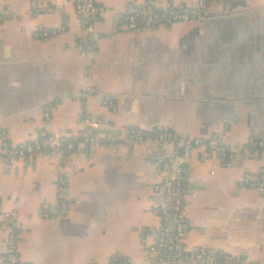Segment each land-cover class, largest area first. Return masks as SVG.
Instances as JSON below:
<instances>
[{"label":"crops","instance_id":"1","mask_svg":"<svg viewBox=\"0 0 264 264\" xmlns=\"http://www.w3.org/2000/svg\"><path fill=\"white\" fill-rule=\"evenodd\" d=\"M142 0H102V7L126 15ZM192 6L197 0H173ZM16 19L0 27V139L33 140L41 108L51 103L52 131L81 136V99L86 114L108 122L114 131L156 127L181 138L222 133V144L236 150L249 138L264 141V0H220L209 5L211 20L179 31L150 29L118 32L116 18L103 20L98 53L73 49L85 34L69 0H45L54 13L28 14L25 0H0ZM67 31L46 42L39 29ZM95 88L85 97V89ZM117 100L111 116L102 100ZM146 146L100 147L89 162L78 158L66 169L71 216L38 221L35 210L54 206L57 162L41 159L0 164L4 210L19 212L23 227L21 264H108L127 258L150 261L153 239L141 231L159 226L151 212L159 179ZM258 161L221 170L191 163L184 184L190 248H219L231 255H252L264 264V198L238 188ZM214 172V174H211ZM144 238V244H141Z\"/></svg>","mask_w":264,"mask_h":264},{"label":"built area","instance_id":"2","mask_svg":"<svg viewBox=\"0 0 264 264\" xmlns=\"http://www.w3.org/2000/svg\"><path fill=\"white\" fill-rule=\"evenodd\" d=\"M29 4L28 14L39 17L54 13L45 0H25ZM102 0H69L76 18L85 34L80 41L89 42L91 51L84 53L75 40L73 49L82 56L98 53L103 35L96 27L103 20L116 18L118 32H137L150 29H162L167 32L179 31L189 24L206 23L211 20L209 5L220 0H197L194 5L177 4L173 0H142L126 15L121 16L114 10L101 5ZM16 19V12L0 2V27ZM67 31L66 20H62L61 29L51 31L39 29L35 33L38 41L46 42ZM95 88L85 89L84 96L94 95ZM102 108L110 117L117 115V100L107 97L102 100ZM57 106L51 103L41 108L42 122L33 140H13L8 135L0 139V164L5 174L10 172L12 164L33 163L42 158L55 160V204L40 205L35 210L38 221L54 220L61 215L71 216L75 202L68 195V175L66 169L75 158L89 162L100 147L118 152L121 146H146L147 160L159 179L158 188L152 193L151 212L157 217L159 226L149 231H141L144 238L148 234L153 239L150 247V261L145 264H255L252 255H231L219 248H190L188 241V220L185 214L184 184L192 162L204 165L215 164L221 170L233 168L238 163L258 161L264 164V141L249 138L236 150L222 144V134L213 132L206 138H181L176 132L156 127L150 132L136 129L119 130L120 137L106 138L98 131L114 130L108 122L93 117L80 121L81 136L52 131L53 114ZM148 134L151 135L148 136ZM83 145L77 149V140ZM71 142H68L70 141ZM67 143V144H65ZM65 145V146H64ZM80 157V158H79ZM211 174H214L212 172ZM242 191L254 192L264 198V168L259 172H248L238 180ZM23 227L19 212L6 211L0 198V264H21L19 250L22 243ZM144 238L141 244H144ZM108 264H135L127 258H116Z\"/></svg>","mask_w":264,"mask_h":264},{"label":"trees","instance_id":"3","mask_svg":"<svg viewBox=\"0 0 264 264\" xmlns=\"http://www.w3.org/2000/svg\"><path fill=\"white\" fill-rule=\"evenodd\" d=\"M80 40L81 39L78 40V43H79V46L82 48V51L85 54L89 53L91 51V44L89 42H84L83 40L82 41H80ZM81 103L82 104H81V111H80V120H83V119H85V117L88 116L86 114V100L85 99H81ZM130 129H136L137 130V128H127L126 130H130ZM148 136L151 137L150 134H148ZM68 142H71V140L68 141ZM65 144H67V143H65ZM76 144H77V149H79V147L81 145H83V141L81 139H79V140H77ZM113 260H115V259H113Z\"/></svg>","mask_w":264,"mask_h":264},{"label":"water","instance_id":"4","mask_svg":"<svg viewBox=\"0 0 264 264\" xmlns=\"http://www.w3.org/2000/svg\"><path fill=\"white\" fill-rule=\"evenodd\" d=\"M98 134L104 135L106 138H117L120 137V132L114 130L102 129L98 131Z\"/></svg>","mask_w":264,"mask_h":264},{"label":"bare ground","instance_id":"5","mask_svg":"<svg viewBox=\"0 0 264 264\" xmlns=\"http://www.w3.org/2000/svg\"><path fill=\"white\" fill-rule=\"evenodd\" d=\"M6 211H11V210H6ZM20 218V217H19ZM20 222H21V220H20ZM21 225H22V223H21Z\"/></svg>","mask_w":264,"mask_h":264},{"label":"rangeland","instance_id":"6","mask_svg":"<svg viewBox=\"0 0 264 264\" xmlns=\"http://www.w3.org/2000/svg\"><path fill=\"white\" fill-rule=\"evenodd\" d=\"M189 25H191V24H189ZM222 134V133H221ZM80 158V157H79ZM42 159H46V158H42ZM41 160V159H40Z\"/></svg>","mask_w":264,"mask_h":264}]
</instances>
